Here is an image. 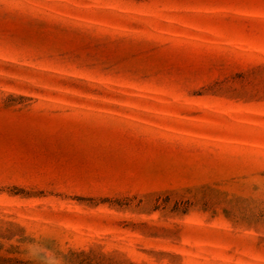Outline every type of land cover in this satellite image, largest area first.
I'll return each instance as SVG.
<instances>
[{"label": "rangeland", "instance_id": "1", "mask_svg": "<svg viewBox=\"0 0 264 264\" xmlns=\"http://www.w3.org/2000/svg\"><path fill=\"white\" fill-rule=\"evenodd\" d=\"M0 264H264V0H0Z\"/></svg>", "mask_w": 264, "mask_h": 264}]
</instances>
